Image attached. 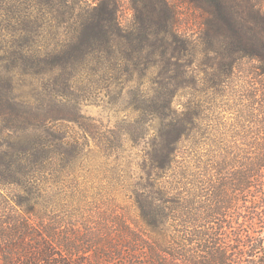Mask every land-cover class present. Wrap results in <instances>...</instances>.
Here are the masks:
<instances>
[{"label":"trees","instance_id":"obj_1","mask_svg":"<svg viewBox=\"0 0 264 264\" xmlns=\"http://www.w3.org/2000/svg\"><path fill=\"white\" fill-rule=\"evenodd\" d=\"M150 1L147 9L146 0H133V24L125 29L118 0H82L81 5L79 0H0V113L25 121L30 113L20 111L11 78L3 75L17 62L50 79L64 75V85L75 73L63 68L94 60L106 70L141 63L160 67L168 82L188 77L200 50L182 29L172 2ZM188 2L201 13L206 42L211 35L218 44L213 57L207 50L212 61L204 64H217L219 82L208 90L206 107L191 100L174 108L185 90L175 86L156 95L162 102L148 110L162 125L148 152L144 182L132 190L133 213L107 200L91 202L86 215L69 179L57 185L56 195L44 194L40 179L46 164L39 146L51 140L57 148L50 160L58 176L65 174L63 159L74 165L79 147L47 128L53 136L37 134L15 153L17 174L34 175L38 195L0 201V264H264V0L243 8L232 0ZM38 4L59 9L55 18L72 19L73 35L62 45L37 48L28 35L23 44L12 42L19 31L18 10L30 9L25 19L36 23L32 6ZM115 49L123 57L112 56ZM55 107L50 99L41 103L43 128ZM27 122L19 132L37 128L38 123ZM100 223L102 230L95 229Z\"/></svg>","mask_w":264,"mask_h":264},{"label":"rangeland","instance_id":"obj_2","mask_svg":"<svg viewBox=\"0 0 264 264\" xmlns=\"http://www.w3.org/2000/svg\"><path fill=\"white\" fill-rule=\"evenodd\" d=\"M86 1L94 4L98 0ZM169 1L178 11L182 29L190 34L201 51V54L198 51V65L192 66L189 76L180 82L171 79L168 82L160 67L150 69L141 63L135 68L120 65L119 68L107 66L109 69L106 70L97 60L89 66L75 63L63 68L66 72L75 73L69 85L62 83L65 80L64 75L59 74L50 79L48 74L38 73L30 66L17 67L21 62H17L10 71H3L6 78H11L17 96L14 101L20 102V111L30 110L27 121L31 120L32 123L38 124L34 125L37 128L32 127L30 131L22 133L18 129L28 123L24 118L19 119L0 113V201L36 198L37 178L34 175L17 174L13 159L21 145H27L33 136L39 134L47 139L49 138L45 136L47 133L53 136L47 132L49 128L57 135L64 134L70 140L78 141L79 147L74 165L64 159L60 161L65 168L63 172L65 174L60 173V176L52 172L50 158L52 159L54 150L58 151L52 141H46L38 150L35 148L34 151L37 150L45 157L46 168L40 179L45 189L44 194L56 195L54 191L57 185L61 184L62 180L69 179L73 188L79 190L77 194L82 198L86 215L92 209L89 206L91 202L100 204L107 200H114L126 207L130 214L133 213L132 190L139 185L138 183L144 182V165L148 152L153 148L156 137H159L162 125L157 113L148 110L155 107L156 103H160L161 98H157L156 95L160 92L165 93L170 86H175L185 90L177 95L174 108L180 110L191 100L199 101L206 107L210 102L208 90L219 82V76L216 74L217 64L213 68L204 64L205 61H212L206 57L215 55L214 48L218 44H215V37L211 35V41L206 42L207 39L204 38L206 26L202 24L200 11L188 0ZM232 1L240 3L239 7L243 8L255 0ZM79 2L81 5L82 0ZM150 2L146 0L147 9L151 6ZM30 3L33 4V1ZM132 7L133 0H118V19L125 29L133 24ZM32 8L37 15V22H28L25 17L30 9L21 7L18 10L21 17L20 23L17 24L19 31L15 36L13 34L12 42L15 39L19 44H23L28 35L35 41L34 47L45 48L58 43L62 45L72 37L74 30L72 19L66 22L53 16L60 15L59 9L47 7L43 9L39 4ZM59 8L65 10L62 5ZM64 15L68 14L64 12ZM23 27L28 28L30 32ZM256 29L251 32L254 39ZM122 53L116 49L111 52L112 56L119 58L123 57ZM101 54L109 56V52ZM252 63L253 60L246 61L248 65H253ZM239 83L240 80H234L235 85ZM49 90L50 95L45 96ZM49 99L55 104L56 110L51 112L53 119H50L48 125L43 128L40 119L44 115V109H41V103ZM45 114L49 112L46 110ZM74 176L77 177L76 181H72ZM18 179L20 183L17 184L15 182ZM102 227L101 223L95 225L97 230H102Z\"/></svg>","mask_w":264,"mask_h":264}]
</instances>
